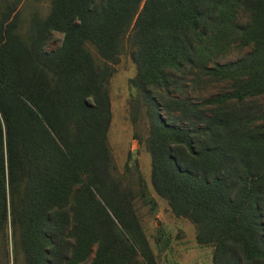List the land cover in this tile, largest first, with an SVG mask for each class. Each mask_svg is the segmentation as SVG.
Segmentation results:
<instances>
[{
    "label": "trees",
    "instance_id": "16d2710c",
    "mask_svg": "<svg viewBox=\"0 0 264 264\" xmlns=\"http://www.w3.org/2000/svg\"><path fill=\"white\" fill-rule=\"evenodd\" d=\"M15 1L0 12V264H155L132 207L141 185L123 186L106 142L110 63L126 33L151 186L194 223L211 264H264L257 84L230 76L229 90L212 99L164 98L168 88L182 94L185 81L228 78L198 46L221 6L235 5L252 23L263 0H46L23 31L9 18ZM52 31L62 40L45 51Z\"/></svg>",
    "mask_w": 264,
    "mask_h": 264
},
{
    "label": "rangeland",
    "instance_id": "374dc122",
    "mask_svg": "<svg viewBox=\"0 0 264 264\" xmlns=\"http://www.w3.org/2000/svg\"><path fill=\"white\" fill-rule=\"evenodd\" d=\"M13 1L0 0V12L5 4H11ZM14 3V11L9 14V18H15L20 31H23L31 16H43L48 4L46 0H17ZM257 15L258 17L249 23L246 15L235 5L221 6L217 28L198 49L208 67L211 68L214 62L225 65L221 69L228 78L205 81L208 77H203L197 84L185 81L182 94L168 88L164 98L174 100L184 94L190 98L195 97L197 101L212 99L229 90L230 76H238L239 84H257L255 90L258 92L253 93L250 98L256 105H264V43L263 50L257 45L261 38L264 39V4L263 10ZM232 23L245 26L246 29L233 33ZM61 40L62 34L52 31L43 49L54 50ZM130 42L126 33L123 46L117 54V61L110 63L113 72L107 85L110 120L106 142L115 170L120 178L121 175L124 176L123 186L130 183L129 179H135L141 185V190L132 201V207L155 264H211L212 248L210 245L196 242L194 223L187 216L176 214L166 199L157 194L151 186L148 121L144 102L133 82L136 67L130 55ZM228 64H231V67L227 66ZM172 115L176 113L173 112ZM131 185L137 188L136 183ZM92 252L93 248L89 254L90 258Z\"/></svg>",
    "mask_w": 264,
    "mask_h": 264
}]
</instances>
